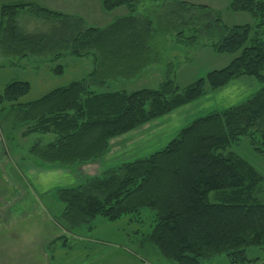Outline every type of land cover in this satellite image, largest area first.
<instances>
[{"label":"trees","instance_id":"1","mask_svg":"<svg viewBox=\"0 0 264 264\" xmlns=\"http://www.w3.org/2000/svg\"><path fill=\"white\" fill-rule=\"evenodd\" d=\"M138 2L101 0L105 12L127 8L126 14L102 27L33 2L0 5V46L6 51L95 58L87 76L26 103L19 98L29 92L30 83H8L0 107L30 109L25 114L36 122L27 132L56 135L44 146L31 147L38 166L66 167L102 157L112 138L201 98L207 88L219 89L242 75L255 78L260 88L243 101L192 119L165 146L147 155L108 167L77 186L59 187L57 197L70 230L96 217L109 222L126 215L140 218L147 208L154 224L145 239L165 259L200 264L224 254L230 264L256 263L263 257L249 258L247 249L264 252V201L256 196L263 177L227 149L247 136L254 151L264 155V1L230 2L232 12L255 19L242 25H227L217 10L182 0H163V9L151 19L136 14ZM22 11L50 22L53 32L24 31L17 22ZM160 30H174L179 43L203 38L214 51L237 55L184 88L166 79L156 88L98 89L107 81L131 78L155 62L150 43ZM53 71L62 74L64 67L58 64Z\"/></svg>","mask_w":264,"mask_h":264},{"label":"rangeland","instance_id":"2","mask_svg":"<svg viewBox=\"0 0 264 264\" xmlns=\"http://www.w3.org/2000/svg\"><path fill=\"white\" fill-rule=\"evenodd\" d=\"M162 1L139 0L136 14L154 19L155 11L163 9ZM187 1L217 10L227 25L255 22L248 13L232 12L229 9L232 0ZM29 2L63 13L71 12L82 16L88 25L98 27L108 24L121 12L120 10L103 11L101 0H30ZM21 13L30 19H37L40 25L33 28L37 25H33L30 20L25 25L21 21V28L24 30L53 32L51 23L43 21L44 18L39 19L27 11ZM150 47L152 49L150 54L152 59L155 58V62L146 65L131 78L107 81L98 89L132 91L140 88H156L166 79H171L177 86L184 88L208 71L226 66L237 55V53H218L203 38L192 44L179 43L176 41L174 30L154 32ZM5 49L0 46V94L12 81H28L30 90L19 98L20 103L35 100L56 87L81 79L95 66V58L92 55L76 57L66 54L55 58L52 53L43 56L30 53L18 55L16 51ZM58 64L64 67L62 74L53 73V68ZM220 106L221 104L214 101L211 108L201 109L187 122L181 123L178 128L198 116L219 109ZM25 112L31 113L30 109L27 111L17 109L14 104L4 109L0 107V264L66 263L84 260L82 252L88 253V258L98 252L104 253L91 259L88 264H125L129 259L121 255L127 253V250L133 253H127L128 255L131 254L139 261L145 259L149 264H177L162 257L158 249L145 239L154 224L153 212L149 209H143L140 218L126 215L115 222H109L103 217H96L89 224L76 226L70 230L67 221L61 218L63 204L57 197L59 187L77 186L87 178L101 175L106 168L119 164L106 165L104 159L133 160L147 155L165 146L176 136V133L168 139H163L162 142L148 145L147 141H142L141 144H134L135 149L127 147L129 143L133 144L137 139L141 141L148 136L145 132L148 127L141 129L138 127L109 141V149L110 143L115 149L108 158L107 152L94 161L80 165L64 167L56 164L47 166V163H44L47 167L38 166L37 163L40 161L30 151L31 147L35 143L44 146L55 140L56 135L53 132L28 133L27 129L32 127L36 120ZM138 147L142 151L140 155L136 154ZM227 150L239 155L263 177L256 196L264 201V155L254 151L247 136L233 143ZM113 152H119L117 157L113 156ZM210 200L213 201V194L210 195ZM89 226L94 228L90 230ZM79 237L84 239L80 241ZM64 239L68 241L64 249L59 252L60 241ZM247 256L263 257L252 264H264V252L260 248L249 247ZM200 264L230 263L224 254H219L209 259H202Z\"/></svg>","mask_w":264,"mask_h":264},{"label":"crops","instance_id":"3","mask_svg":"<svg viewBox=\"0 0 264 264\" xmlns=\"http://www.w3.org/2000/svg\"><path fill=\"white\" fill-rule=\"evenodd\" d=\"M29 1L30 0H0V5L7 4V3H13V2H27V3H29ZM182 1H186L188 3H191L190 1H187V0H182ZM33 3H35V2H33ZM115 10L121 11L120 14H117V16H121V15H124L127 13V8L124 6L118 7ZM115 10H113V11H115ZM66 14L74 15L68 11L66 12ZM26 16L27 15H25L24 13H20L17 16V22H18V25L20 27L22 25L20 23L21 21H22L23 25H25V23L28 22L29 20L31 22H33L32 23L33 25H37L36 27H33V28H37L40 26L36 21L37 19H30L29 17H26ZM117 16H115V17H117ZM38 21H39V19H38ZM244 24H247V23H244ZM235 25H242V24H235ZM24 31H27V30H24ZM27 32H30V31L28 30ZM260 86H261V83H259L255 78H253L251 76L242 75V76H239V77H236V78L230 80L225 86H223L219 89L210 90L207 88L205 94L201 98H199L193 102H190L188 104H185V105L175 109L171 113H169V114H167L161 118L155 119L153 121H150V122L142 125L138 129H141L142 127L143 128L148 127L145 130V132L148 133V136L142 138L141 141H139L137 139L135 141V143H133V144L129 143L127 147H131V148L135 149L134 144L140 143L142 141H147L148 145L153 144L155 142H162V141H164L163 139H168V137H172V135H175L174 133L177 134V132L179 131L178 127H180L181 123H183L184 121L187 122L190 118L194 117V115L199 113L201 111V109H205V108H209V107L211 108L212 105L214 104V101L218 104H221L219 109H214V110H222L224 108H227L229 106H232V105L238 103V101L239 102L243 101V99L249 97L254 92H256L260 88ZM141 146L142 145H140V147ZM148 147H150V146H148ZM114 149L115 148H113L111 143H110V149H109L108 153L106 154L107 158H108V156H110V154L112 153V151ZM139 149H141V148L138 147V149H137L138 151H136L137 155H140V152H142ZM119 152L118 153L113 152V156L117 157ZM130 160H132V159H104L106 165H110V164H114V163H120V162H124V161H130ZM82 237H84V236H82ZM84 238L79 237L78 240L81 241V239H84ZM67 241L68 240H66V239L60 241L59 249H58L59 252H61L60 250L64 249V246L67 243ZM72 241L78 242L77 240H72ZM117 244H119V243H117ZM127 251H128L127 253H132L130 250H127ZM127 253H124L123 255H121V256L129 259V261H127V263H125V264H149L145 261V259L144 260L140 259V261H139V259L137 260L131 254L128 255ZM103 254H104L103 252H98V253H96V255H93L90 258H88L87 257L88 253L82 252L81 253V255H83L82 257H85L84 260H75V261L73 260L71 262H66V263L58 262V264H88L91 259H93L94 257H97V255L101 256Z\"/></svg>","mask_w":264,"mask_h":264}]
</instances>
